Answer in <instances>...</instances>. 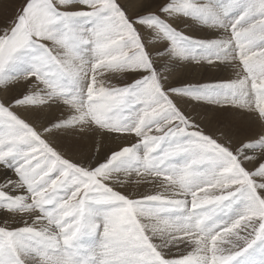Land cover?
<instances>
[{
	"label": "snow or ice",
	"instance_id": "obj_1",
	"mask_svg": "<svg viewBox=\"0 0 264 264\" xmlns=\"http://www.w3.org/2000/svg\"><path fill=\"white\" fill-rule=\"evenodd\" d=\"M0 93V264H264V0H23Z\"/></svg>",
	"mask_w": 264,
	"mask_h": 264
},
{
	"label": "rangeland",
	"instance_id": "obj_2",
	"mask_svg": "<svg viewBox=\"0 0 264 264\" xmlns=\"http://www.w3.org/2000/svg\"><path fill=\"white\" fill-rule=\"evenodd\" d=\"M22 3L23 0H0V25H2L5 18L7 16H10L13 13V11ZM4 6H7V11L4 10ZM177 76L178 77L183 76L184 78H188L193 81L206 80L213 77L210 74L207 75L206 72H204V70H202L201 72L192 71L190 73L181 71L180 73H177ZM0 219H3V217L0 216Z\"/></svg>",
	"mask_w": 264,
	"mask_h": 264
},
{
	"label": "bare ground",
	"instance_id": "obj_3",
	"mask_svg": "<svg viewBox=\"0 0 264 264\" xmlns=\"http://www.w3.org/2000/svg\"><path fill=\"white\" fill-rule=\"evenodd\" d=\"M181 71L185 72L184 69H180L178 73H180ZM192 71H193V70L189 69L187 72L190 73V72H192ZM201 71H202V69H196V70H194L193 72H201ZM206 74H207V75L210 74V75H212V76H216V75H231L232 73H227V74H225V73H219V74H218V73H211V72H210V73H206ZM13 93H14V90H10V94H13ZM0 94H2V93H0ZM113 139H114V138H109L107 141H105V143L110 145V144L112 143V140H113ZM87 147H91V142H90V141L88 142Z\"/></svg>",
	"mask_w": 264,
	"mask_h": 264
}]
</instances>
